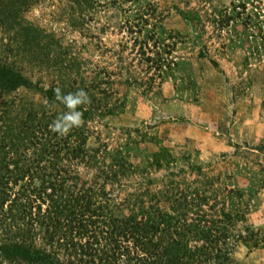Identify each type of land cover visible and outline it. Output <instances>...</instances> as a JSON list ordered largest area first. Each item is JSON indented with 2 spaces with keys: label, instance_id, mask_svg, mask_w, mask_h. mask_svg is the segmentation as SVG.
Here are the masks:
<instances>
[{
  "label": "trees",
  "instance_id": "16d2710c",
  "mask_svg": "<svg viewBox=\"0 0 264 264\" xmlns=\"http://www.w3.org/2000/svg\"><path fill=\"white\" fill-rule=\"evenodd\" d=\"M45 1L0 0V40H21L23 48L18 49H40L49 60L45 55L59 45L54 47L51 39H43L42 30L18 19L23 10ZM205 1L211 5V21L233 32L248 56L257 45L262 47L264 37L258 44L256 34L263 29V1L231 0L229 13L213 5L214 0ZM63 2L60 12L68 21H87L99 5L116 10L120 21H126L125 33L131 36L129 46L139 66L126 84L144 87L146 94H159L171 78L179 80L178 87L195 85L191 75L179 77L182 59L172 54L186 39L200 43L197 8L173 4L189 28L182 34L163 26L168 15L154 0ZM197 54L208 56L201 50ZM207 60L218 69L214 59ZM72 61L67 74L55 81L58 85L44 87L17 70L14 62L0 58V264H232L238 244L250 251L258 248V232L245 224L247 208H241L244 197L257 191L255 176L246 177L248 189H243L236 181L235 175L241 174L237 170L228 181L233 188L227 189L188 157L182 159L185 167H177L178 159L163 146L150 154L128 142L112 149L99 141L89 146V122L105 116L101 109L112 96L106 88L111 86L110 75L94 67L84 79L80 58ZM56 89L63 94L83 89L91 99L80 109L84 124L65 137L49 127L66 111L56 100ZM28 94L41 99H29ZM51 103L56 106L50 109ZM250 148L264 155V142ZM134 151L143 156L142 165L132 162ZM151 168L166 173L156 185ZM187 174L201 179L188 182Z\"/></svg>",
  "mask_w": 264,
  "mask_h": 264
},
{
  "label": "rangeland",
  "instance_id": "374dc122",
  "mask_svg": "<svg viewBox=\"0 0 264 264\" xmlns=\"http://www.w3.org/2000/svg\"><path fill=\"white\" fill-rule=\"evenodd\" d=\"M100 1L102 4L105 0ZM154 1L163 9L165 7L161 10L168 15L162 21L163 26L182 34L189 33V28L173 11V4L182 9L187 5L195 7L200 13L198 46L186 39L172 54L174 58L182 59L184 70L179 72V77L191 75L195 79L193 86L183 84L178 87L179 80L171 78L164 82L159 94H146L144 87L126 84V78L132 76L131 70L139 71L138 58L129 46L131 36L125 33L126 21H120L116 10L101 8V5L95 7L87 21H68L63 17L60 12L63 0H46L29 11L23 10L18 18L22 25L30 24L42 30L43 39H51L54 47L59 45V50L46 54L48 60L40 49L37 53V48L32 49L33 54L23 51L21 40L7 42L5 37L3 42L0 40V58L9 64L14 62L17 70L44 87L58 85L55 81L67 74V67L73 66L72 58L76 56L83 63L80 70L84 79L89 78L94 67L109 72L111 86L106 88L112 96L101 109L105 116H95L89 122V146H95L99 141L112 149L128 142L137 149L146 150V154L163 146L178 159L177 167H185L182 159L188 157L200 163L208 177L226 183L227 189L233 188L228 181L237 170L241 174L235 175L236 181L243 189H248L246 177L254 175L257 191L254 196L244 197L241 208L246 207L247 211L241 210L245 212V224L258 232L260 244L251 251L238 244L231 261L232 264H264V155L250 148L264 142V109L261 108L264 101V41L262 47L257 45V51L248 56L237 46L233 32L220 30V24L211 21V5L205 4V0ZM230 2L214 0L213 5L229 13ZM260 24L263 29L256 34L258 44L264 37V21ZM2 35L0 30V39ZM19 46L22 48L18 49ZM198 50L214 59L218 69L207 58H200ZM246 56L249 57L248 64ZM144 76L142 72L140 77ZM27 98L41 99L37 94H28ZM131 160L143 164V156L139 157L135 151ZM149 171L157 180H154L155 185L166 175L163 170L151 168ZM185 178L191 183L201 179L193 174H187Z\"/></svg>",
  "mask_w": 264,
  "mask_h": 264
},
{
  "label": "clouds",
  "instance_id": "9594fccd",
  "mask_svg": "<svg viewBox=\"0 0 264 264\" xmlns=\"http://www.w3.org/2000/svg\"><path fill=\"white\" fill-rule=\"evenodd\" d=\"M56 100L64 105L66 111L58 115L49 126L50 130L58 137L67 136L72 130L80 128L84 124L82 107L89 105L91 99L83 90L63 94L59 89L55 90ZM55 103L49 104V108H54Z\"/></svg>",
  "mask_w": 264,
  "mask_h": 264
}]
</instances>
